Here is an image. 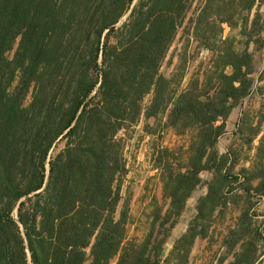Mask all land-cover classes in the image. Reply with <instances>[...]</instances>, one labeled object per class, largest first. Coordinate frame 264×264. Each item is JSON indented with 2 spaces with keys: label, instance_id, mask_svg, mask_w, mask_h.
<instances>
[{
  "label": "trees",
  "instance_id": "16d2710c",
  "mask_svg": "<svg viewBox=\"0 0 264 264\" xmlns=\"http://www.w3.org/2000/svg\"><path fill=\"white\" fill-rule=\"evenodd\" d=\"M195 1L0 0V264L189 263L196 240L207 238L228 204L233 175L225 170L237 151L220 155L218 142L255 84L254 55L224 38L223 26L241 23L255 35L264 27L258 13L249 21L259 0H204L190 17ZM187 20L211 58L186 83V54L171 77L161 69ZM259 114L255 129L250 112L242 115L247 144L262 133L264 105ZM142 116L155 120L145 127L150 135L190 136L187 150L165 148L154 159L166 215L178 220L199 175H213L198 215L165 259L166 236L154 228L142 242L129 238L119 186L127 168L118 135ZM59 142L65 148L53 157ZM255 158L246 180H259L264 193V134ZM250 222L243 214L232 231L242 242L236 264L259 260Z\"/></svg>",
  "mask_w": 264,
  "mask_h": 264
},
{
  "label": "rangeland",
  "instance_id": "374dc122",
  "mask_svg": "<svg viewBox=\"0 0 264 264\" xmlns=\"http://www.w3.org/2000/svg\"><path fill=\"white\" fill-rule=\"evenodd\" d=\"M203 2L204 0L195 1L190 17L196 16ZM257 13L261 15L260 26L262 27L264 0H259L253 9L249 18L250 24ZM188 21L180 29L161 69L164 76L171 77L180 64L181 56L186 54L188 58L186 83L199 68L206 66L211 58L209 51L194 39L193 26ZM241 25L239 23L236 29H232L225 24L223 26L224 38H235L237 50H248L254 55L257 63L251 77L255 80V84L250 96L231 112L226 122V133L218 142L220 155L227 154L229 150L234 153L237 151L233 163L231 161L225 170L233 175L230 178L233 183L225 191L228 204L225 209L216 212L207 238L196 240L188 264H236L235 257L241 253L242 242L234 243L232 231L239 228L243 214H247L251 220V224L247 225V236L260 238L257 246L259 260L255 264H264V193L257 190L259 180L252 182L246 180L248 171H253L256 164L255 157L259 140L264 134V122L261 126V135L251 144H247L248 137L243 138L239 131L242 115L247 111L250 112L253 120V129L257 127L260 118L259 111L264 105V27L260 34L255 35L250 27L245 28ZM252 36L253 40H250ZM258 40L260 43H257ZM15 51L16 48L9 54L10 59L14 58ZM30 101L31 96L29 95L25 104L28 105ZM150 101L151 96H148L143 103L144 109L148 107ZM147 125L155 126V120H147L142 116L135 127L123 130L118 135V139L125 147L124 158L127 168V174L119 186L123 203L126 201L130 210L129 238L142 242L151 228H154L157 233H161L160 239L166 236L163 245V258L165 259L198 215L199 200L207 195V184L212 180L213 175L210 171H204L199 175L200 184L187 200L185 209L178 220L174 216L166 215L169 201L164 197L162 174L159 169L155 168L154 159L165 148L176 152L180 149L187 150L190 136L177 137L173 131H164L161 134L157 132L158 130H155V135H150L145 129ZM250 132V127L244 131L246 135H250ZM64 148L65 143L59 142L51 155L55 157ZM235 177L238 179L234 180ZM160 208L164 211H158Z\"/></svg>",
  "mask_w": 264,
  "mask_h": 264
}]
</instances>
